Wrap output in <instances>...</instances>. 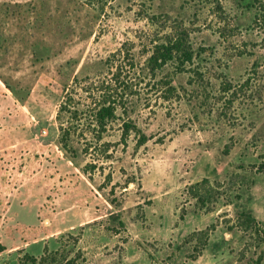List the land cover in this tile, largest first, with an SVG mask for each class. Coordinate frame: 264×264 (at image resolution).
<instances>
[{
    "label": "rangeland",
    "instance_id": "obj_1",
    "mask_svg": "<svg viewBox=\"0 0 264 264\" xmlns=\"http://www.w3.org/2000/svg\"><path fill=\"white\" fill-rule=\"evenodd\" d=\"M29 255L264 264V0H0V264Z\"/></svg>",
    "mask_w": 264,
    "mask_h": 264
},
{
    "label": "trees",
    "instance_id": "obj_2",
    "mask_svg": "<svg viewBox=\"0 0 264 264\" xmlns=\"http://www.w3.org/2000/svg\"><path fill=\"white\" fill-rule=\"evenodd\" d=\"M180 57V61L185 63L190 61L192 58V52L190 49L185 47V41L183 40V35L170 38L166 44L156 45L152 54L149 56V64L151 69L160 68L164 63L173 58ZM177 59V58H176ZM132 63V62H131ZM167 92L172 93V87L169 86L168 82ZM67 94V93H66ZM113 94L107 92V94L102 95L103 100L100 104H98L93 110V118L94 121L98 125H103L107 119L113 118L115 115L116 101L112 100ZM68 96V94H67ZM63 104L60 103L58 111L62 110ZM124 133H130V131L139 132L137 126L133 124L131 121L124 122ZM68 140V128L64 127L62 124L59 125V142L64 149H66ZM236 225L242 230H251L254 233H259L261 231L259 226V221L250 213L246 211H240L237 214ZM200 240L201 243L199 246L194 245L193 250L198 251L200 246H204L208 240V233L206 231L201 230L200 232ZM192 256V254H191ZM28 259L33 263H37V258L35 256H27ZM194 257V256H193ZM42 258V256L40 257ZM39 258V260H40ZM74 258L66 259L64 264H72Z\"/></svg>",
    "mask_w": 264,
    "mask_h": 264
}]
</instances>
